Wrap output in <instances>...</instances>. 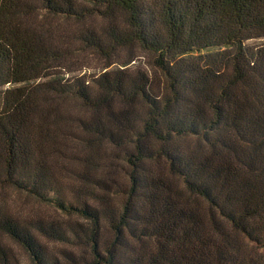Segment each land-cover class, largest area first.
Returning <instances> with one entry per match:
<instances>
[{"label": "trees", "instance_id": "1", "mask_svg": "<svg viewBox=\"0 0 264 264\" xmlns=\"http://www.w3.org/2000/svg\"><path fill=\"white\" fill-rule=\"evenodd\" d=\"M0 186V264H264V0H0Z\"/></svg>", "mask_w": 264, "mask_h": 264}, {"label": "rangeland", "instance_id": "2", "mask_svg": "<svg viewBox=\"0 0 264 264\" xmlns=\"http://www.w3.org/2000/svg\"><path fill=\"white\" fill-rule=\"evenodd\" d=\"M257 41H252L251 43H256ZM142 60L147 63L148 58L147 57H141ZM98 63L93 61L91 63L92 68L88 69L84 72H80V74H83L85 72L90 73L93 68H96ZM106 151L109 154L114 155L116 151L114 148L111 147H105ZM5 204V206L14 214L17 216H20L22 218H34L38 217L39 215H54V216H60L61 215L52 207L39 203L35 199L31 198L30 196L26 195L25 193L18 192L12 188L0 186V209L2 205ZM14 249L16 252V255L19 259L20 264H31L29 259L26 257V255L18 248V246L14 245Z\"/></svg>", "mask_w": 264, "mask_h": 264}]
</instances>
